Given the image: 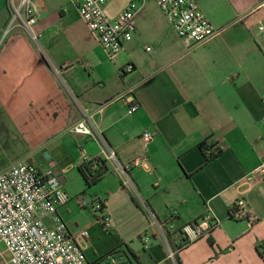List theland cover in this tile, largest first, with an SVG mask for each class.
I'll return each mask as SVG.
<instances>
[{"label": "crops", "instance_id": "1", "mask_svg": "<svg viewBox=\"0 0 264 264\" xmlns=\"http://www.w3.org/2000/svg\"><path fill=\"white\" fill-rule=\"evenodd\" d=\"M32 1L38 22L30 31L14 19L11 0H0V172L29 159L59 172L74 196L80 192L74 185L84 182L78 170L84 157L106 161L100 192L109 202L119 196V205L105 203L104 212L108 233L118 241L104 248L89 233L91 264H145L124 229L147 227L148 214L159 228L152 237L170 252V235L180 238L185 226L207 215L215 221L210 232L175 252V264H264L258 249L264 241V176H255L264 167V55L258 45L264 0H198L221 33L192 51L164 15L159 24L168 32H161L150 13L152 5L160 8L152 2L115 59L87 33L69 0ZM149 44L156 46L153 55L140 51ZM131 65L133 72L123 75ZM131 98L139 105L134 114ZM80 123L90 134L74 131ZM145 131L154 135L149 145ZM207 140L222 147L208 163L199 148ZM140 158L145 165L132 166ZM240 198L252 226L230 218ZM173 209L179 214L168 221ZM157 247L148 249L152 264L169 262Z\"/></svg>", "mask_w": 264, "mask_h": 264}, {"label": "built area", "instance_id": "2", "mask_svg": "<svg viewBox=\"0 0 264 264\" xmlns=\"http://www.w3.org/2000/svg\"><path fill=\"white\" fill-rule=\"evenodd\" d=\"M81 19L87 25L92 36L100 43L110 59L122 54L125 46L135 36V19L150 3H156L165 18L174 28L177 36L192 51L207 44L220 35L207 18L198 0H131L128 8L113 19L106 13L109 0H69ZM11 0L14 19L23 22L31 31L38 22V9L32 0ZM36 39L38 37L35 36ZM264 55V25L261 41L258 43ZM147 48V51H151ZM133 72L129 66L126 73ZM139 109L135 99L131 98L129 113ZM77 133L90 134L89 128L80 123L74 128ZM154 135L145 131L143 141L149 145ZM217 149L222 147L216 145ZM110 158H115L111 152ZM95 158L84 157L83 163ZM146 159H137L132 166L145 165ZM82 163V164H83ZM122 172L127 169L122 167ZM255 176H264V167L255 172ZM71 201L64 188L59 172L54 169L42 170L29 159H21L0 172V240L6 245L8 257L0 252V264H91L86 255L88 230L72 233L63 220L60 209ZM98 205V204H97ZM83 209L96 211L93 203L86 200L80 203ZM235 218L246 220L253 225L246 202L240 198ZM100 210V205L97 206ZM97 210V211H98ZM179 214L173 209L168 214L172 221ZM99 222L107 232H111L108 217L103 214ZM216 226L207 215L199 221L185 226L179 237L192 243L206 235ZM264 245V241L260 243ZM264 257V248L261 249Z\"/></svg>", "mask_w": 264, "mask_h": 264}, {"label": "rangeland", "instance_id": "3", "mask_svg": "<svg viewBox=\"0 0 264 264\" xmlns=\"http://www.w3.org/2000/svg\"><path fill=\"white\" fill-rule=\"evenodd\" d=\"M131 0H109L107 6H106V13L113 19L117 18L120 14H122L129 6ZM151 15L154 16L158 21L159 28H161V32H168L165 26H162L161 23L159 24V21H162L163 14L162 12L156 7L155 5L151 6ZM86 24L84 23V26ZM170 27V26H169ZM85 30L87 33L90 34L87 26H85ZM173 35L178 38L176 32L174 30ZM181 41V40H180ZM150 47L152 50L145 52V49H140V51H144L145 54L147 55H153L156 52V46L154 44H149L147 45ZM147 48V47H146ZM24 147V144H23ZM74 187L77 190H80V192L77 195L71 196V201L69 204L60 211L63 220L65 221L66 225L72 232H79L85 229L89 230V233H91L92 236H94V241H97L102 247L107 248V247H112L115 244V241H118L117 236L114 234H109L100 224L97 218L102 217L103 214L101 212H98L97 204L95 203L96 196L99 197L104 203H106L108 206H117L119 205V196L115 195L110 199L109 202V197L108 201H106L107 196L106 194H102L100 184H95L92 187H87L85 186V183L81 182L79 185H74ZM86 200L88 203H93L94 204V209L97 211H94L90 208L88 209H83L80 206V203ZM96 212V213H95ZM97 217V218H96ZM149 221H147L146 225L147 227H143L145 225L138 224L135 227L127 226L124 229V234L127 237H131V241L128 243L132 248L135 250L136 254L140 257L141 262H144L145 264L148 262V264H152V259L150 257V254L148 252V249H151L152 246H161L159 247V250H163L165 252L166 256H169V262L165 264H175V260L173 257L176 258V253H175V248H174V243L172 240H169L170 246H171V252L168 250L167 246L165 243L162 242V239L159 238V241L155 240L152 237L153 233H159V228L156 225L155 220L152 218L150 214H148ZM164 221V219H162ZM95 223L94 226L92 224ZM97 223V224H96ZM110 223V222H109ZM132 223V222H131ZM153 223V224H152ZM132 224H137V223H132ZM152 224V225H150ZM164 228V227H163ZM112 232V231H111ZM113 233V232H112ZM177 233H173L171 238H173L178 244L181 242L180 238L177 237ZM176 236V237H175ZM107 237V238H106ZM113 237V238H111ZM101 238V240L99 239ZM170 239V238H169ZM133 240V243H132ZM157 247V248H158ZM114 250L116 248H123V247H113ZM125 248V246H124ZM0 252L5 254L6 257L9 256L7 252V247L6 245L0 240ZM125 252H128V249H125ZM114 254L120 253V251H115L113 252ZM112 253V254H113ZM170 253L172 256H170ZM133 260H136L135 257H133ZM136 262V261H135Z\"/></svg>", "mask_w": 264, "mask_h": 264}, {"label": "trees", "instance_id": "4", "mask_svg": "<svg viewBox=\"0 0 264 264\" xmlns=\"http://www.w3.org/2000/svg\"><path fill=\"white\" fill-rule=\"evenodd\" d=\"M131 66L133 67V70H134L135 67L133 65H131ZM122 73H123V75H125L126 69H123ZM199 148L205 154L206 163L211 162L212 160L216 159L222 153V150L216 148V144L215 143H209L208 140L203 142V143H201L199 145ZM78 170H79V173L81 174V176L83 178V181L85 183L86 188L87 187L89 188V187H92L95 184H98L102 180V178L108 173V168L106 166V161L103 160V159H100V158L94 159L93 161L88 162V163L81 164L79 166ZM133 200H134L135 203H137L135 201V199H133ZM95 203L100 205V210H98V212H101L102 214H104V212L106 210V204L97 196H96V199H95ZM236 211H237V206L235 205L234 208L231 209L230 218H232V219L235 218ZM97 219L99 221V218H97ZM171 236L172 235H170L169 238L174 243V248H175L174 250H175L176 253H178L180 250L186 248L190 244L187 241H184V240H181V239H180L181 242L178 244L173 238H171ZM210 242H211L212 245H214V241L213 240H210ZM263 248H264V245H260L258 247L259 250H261ZM130 252H131L132 256L135 257V259L138 260V257L132 251H130ZM176 256H177V254H176Z\"/></svg>", "mask_w": 264, "mask_h": 264}]
</instances>
